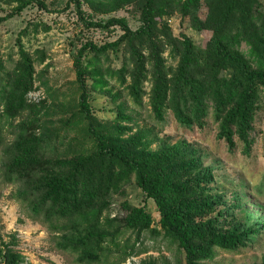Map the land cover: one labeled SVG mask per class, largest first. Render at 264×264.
I'll return each instance as SVG.
<instances>
[{
  "label": "rangeland",
  "instance_id": "374dc122",
  "mask_svg": "<svg viewBox=\"0 0 264 264\" xmlns=\"http://www.w3.org/2000/svg\"><path fill=\"white\" fill-rule=\"evenodd\" d=\"M22 1L28 0H0V18L14 12ZM38 1L32 0L20 14L0 24V248L16 239L11 248L20 264L185 262L173 242L149 232L139 237L125 229V218L141 207L159 227L156 202L142 191L136 175L122 178L105 204L89 207L86 215L31 216L22 197L25 192L34 191L40 201L48 182L66 178L95 153L97 140L89 131L92 122L111 146L145 160L154 180L167 189L166 202L198 210L196 222L216 220L222 232L258 231L247 247L216 250L212 259L201 264H264L263 85L258 84L250 122V149L239 136L238 123L231 125L234 147L222 135L239 93L251 82L248 73L264 76V63L252 49L254 42L264 44V0H238L234 10L227 8L232 0H199V8L190 7L188 0H156L149 34L124 40L120 49L104 55H84V83L76 72L83 46L115 42L125 31L120 25L86 26L75 0ZM80 1L91 21L121 20L132 32L144 25L148 0ZM185 39L197 52L193 72L206 95L205 111H196L181 78ZM159 85L164 88L161 116L152 106ZM84 89L91 121L80 108ZM10 105L21 108L14 118L6 114ZM178 111L190 127L178 119ZM31 145L44 147L51 167L29 179L10 181L9 166ZM104 168L114 180L123 170L109 161ZM207 203L215 208L208 210ZM117 231L123 232L118 246L108 242L95 263L83 262L78 253L62 247L65 240Z\"/></svg>",
  "mask_w": 264,
  "mask_h": 264
},
{
  "label": "trees",
  "instance_id": "16d2710c",
  "mask_svg": "<svg viewBox=\"0 0 264 264\" xmlns=\"http://www.w3.org/2000/svg\"><path fill=\"white\" fill-rule=\"evenodd\" d=\"M38 1V0H37ZM156 0H148L144 6V25L132 32L127 24L121 20L109 21L106 24L94 22L85 17L80 0H75L78 14L86 26L92 28H110L120 25L125 31L124 36L115 42L98 46L91 42L83 46L76 59V72L78 80L81 83L85 81V70L82 59L87 52L96 55H104L110 51L120 49L124 40L136 41L141 36L149 34L154 26L153 6ZM238 0L231 1L229 10H234ZM32 0L22 1L17 9L6 17L0 18V24L20 14L24 9L31 5ZM190 7L199 5V0H188ZM38 5L45 7L44 2L38 1ZM199 8V7H198ZM220 43V38L215 40ZM185 55L182 64L181 78L188 86V97L191 98L196 111H205L206 95L201 92V85L193 72L197 63V52L193 43L189 39L184 40ZM254 49L261 61L264 63V44L254 42ZM224 54V52H223ZM226 54V53H225ZM248 78L251 82L239 93L235 107L228 114L222 126V135L226 137L231 146L234 147L233 130L231 125L239 124V136L243 139L247 150L250 149L248 143L250 122L255 115L256 101L258 98V84L264 86V76L261 73L249 72ZM134 92H138L135 89ZM164 88L157 86L152 106L160 116L163 113ZM184 96V95H183ZM182 104V103H181ZM80 108L85 113L86 118L91 121L92 115L88 104V94L83 90ZM183 108H186L183 105ZM20 107L10 105L6 108L8 117L14 118L20 112ZM5 116V115H3ZM178 119L184 122V125L190 127L191 123L180 111L176 113ZM89 131L97 140L96 151L88 159L78 164L66 178H58L50 181L45 186L46 195L38 201L34 197V191L25 192L23 199L29 209L32 217L45 215L50 219L65 218L72 219L78 216L86 215L89 207H100L105 204V199L114 188L119 186V181L124 177L136 175L139 186L142 191L156 202L160 213L159 227H154L152 215L146 208L134 209L124 220L126 230L132 231L139 237L145 232H149L154 237H163L177 245L178 249L184 255L183 264H201L215 256L216 250L238 251L247 247L251 240L256 237L258 231L245 230L222 232L217 221L198 223L195 216L198 210H189L181 204H173L163 199V193L167 191L161 184L154 180L150 172L149 165L143 159L130 155L122 148L111 146L109 140L104 135L97 132L93 123L90 122ZM1 139V128H0ZM116 163L123 167V170L114 180L110 173L105 172V162ZM51 167V162L47 158L44 147L31 145L21 154H18L12 164L9 166V180L29 179L42 170ZM173 194L178 192L173 191ZM208 210H213V204H206ZM194 211V212H193ZM123 232L93 233L87 234L81 238L65 240L64 249H70L79 254L84 262L95 263L100 259V253L107 249L108 242L117 245V240ZM16 245V239L10 243H4L0 248V259L3 264H20L19 255L11 248ZM118 246V245H117Z\"/></svg>",
  "mask_w": 264,
  "mask_h": 264
}]
</instances>
